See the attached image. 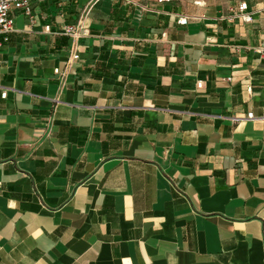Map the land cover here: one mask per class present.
<instances>
[{"label": "crops", "instance_id": "0c3cea01", "mask_svg": "<svg viewBox=\"0 0 264 264\" xmlns=\"http://www.w3.org/2000/svg\"><path fill=\"white\" fill-rule=\"evenodd\" d=\"M31 7L0 47V264H264V0Z\"/></svg>", "mask_w": 264, "mask_h": 264}, {"label": "built area", "instance_id": "2783aa9c", "mask_svg": "<svg viewBox=\"0 0 264 264\" xmlns=\"http://www.w3.org/2000/svg\"><path fill=\"white\" fill-rule=\"evenodd\" d=\"M33 0H0V47L2 46V39L8 41L10 35L15 30V18L12 15L14 10L23 11L27 16L32 19V7L31 3ZM170 0H157L159 3H166ZM91 8L88 10L90 12ZM238 17L242 18L244 22L251 23L252 15L247 12L246 6L244 4L239 5L238 7ZM180 25H187L188 19L182 17L179 19ZM83 29L82 25L77 27L68 26L66 28V33L71 36L74 40L78 39L81 36V30ZM257 53L260 55V58L264 61V48H259ZM74 60H77L79 56L77 54L72 57ZM55 73L61 76V82L65 83V74L60 72L59 69L55 70ZM248 120L262 119L264 120V106L263 113L260 118H255L253 113L248 114Z\"/></svg>", "mask_w": 264, "mask_h": 264}]
</instances>
